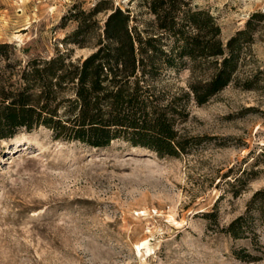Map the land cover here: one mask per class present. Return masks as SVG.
I'll return each mask as SVG.
<instances>
[{"label": "rangeland", "instance_id": "374dc122", "mask_svg": "<svg viewBox=\"0 0 264 264\" xmlns=\"http://www.w3.org/2000/svg\"><path fill=\"white\" fill-rule=\"evenodd\" d=\"M100 1L138 26L153 21L139 0H0V43L13 48L0 71L9 64L14 81L34 59L86 58L110 11L91 19L84 48L66 40L78 26L69 15ZM188 1L214 18L224 45L264 15V0ZM182 62L148 80L160 104L181 98L173 128L189 144L177 157L124 139L92 148L42 126L0 141V264H264L259 219L240 238L223 231L264 189V17L239 49L232 83L206 103L183 96L210 64ZM240 250L254 259L237 260Z\"/></svg>", "mask_w": 264, "mask_h": 264}, {"label": "trees", "instance_id": "16d2710c", "mask_svg": "<svg viewBox=\"0 0 264 264\" xmlns=\"http://www.w3.org/2000/svg\"><path fill=\"white\" fill-rule=\"evenodd\" d=\"M139 1L153 17L144 26L135 24L129 11L113 9L105 1L89 12H70L78 26L66 40L84 48L91 19L110 11L94 51L84 59L72 62L65 55L34 59L19 70L14 81L7 76L9 64L5 65L0 71V141L12 138L20 129L29 132L42 126L55 139L92 148L124 139L160 157H177L186 150L189 141L177 138L173 128L175 117L183 114L178 110L181 98L160 104L148 80L155 79L162 67L180 68L184 59L193 69L208 63L209 78L191 82L183 96L198 105L206 103L232 83L239 49L251 43L253 23L264 15L252 14L245 28L224 45L214 18L206 11L191 9L188 0ZM12 50L10 44L0 43V63L9 61ZM243 87L251 89L252 82L246 81ZM249 218L264 225V189L253 194L245 217L223 231L240 238ZM235 258L254 259L245 250L235 253Z\"/></svg>", "mask_w": 264, "mask_h": 264}, {"label": "bare ground", "instance_id": "6f19581e", "mask_svg": "<svg viewBox=\"0 0 264 264\" xmlns=\"http://www.w3.org/2000/svg\"><path fill=\"white\" fill-rule=\"evenodd\" d=\"M143 244H144V243H143ZM144 245H145V244H144ZM144 247H145V246H142V247H140V249H141V248H144Z\"/></svg>", "mask_w": 264, "mask_h": 264}]
</instances>
